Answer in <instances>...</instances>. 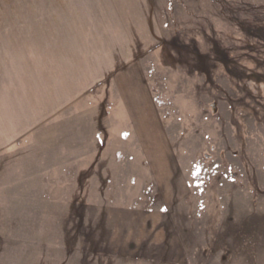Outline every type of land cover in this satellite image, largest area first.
Here are the masks:
<instances>
[{"label":"rangeland","instance_id":"1","mask_svg":"<svg viewBox=\"0 0 264 264\" xmlns=\"http://www.w3.org/2000/svg\"><path fill=\"white\" fill-rule=\"evenodd\" d=\"M151 1L136 68L0 155V264H264V0ZM101 11L0 0V123L32 125Z\"/></svg>","mask_w":264,"mask_h":264},{"label":"crops","instance_id":"2","mask_svg":"<svg viewBox=\"0 0 264 264\" xmlns=\"http://www.w3.org/2000/svg\"><path fill=\"white\" fill-rule=\"evenodd\" d=\"M96 2L98 9L102 10V18L97 16V19H93L96 27L86 23L80 26L82 31L79 29L76 32L74 26V31H70V24L66 22L61 50L55 53V58L51 54V60L55 63L51 61V65L55 68L50 70L55 78H60L51 87L57 84L60 93L57 95L51 89L47 108L46 104L34 107L28 116L31 118L28 123L32 125L25 126L26 121L19 119L23 113L15 111L16 121L9 119L7 125L0 123V155L8 152L29 133L39 130L49 121H55L52 119L62 113L72 116V112L68 111L70 108L72 111L78 103H84L85 108L80 109L88 113L89 108L94 107L90 101L98 102L102 95L101 90L95 88L113 81L114 69L136 68L138 58L159 44L158 22L151 0ZM85 9L92 10L91 6ZM119 20H122L121 23ZM98 22H101L99 27L102 26L103 32L101 29L97 31ZM123 23L130 25L129 28L116 27ZM114 110H110V116Z\"/></svg>","mask_w":264,"mask_h":264}]
</instances>
